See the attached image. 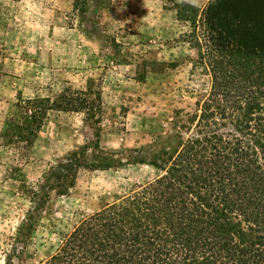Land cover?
Returning a JSON list of instances; mask_svg holds the SVG:
<instances>
[{
    "label": "rangeland",
    "instance_id": "374dc122",
    "mask_svg": "<svg viewBox=\"0 0 264 264\" xmlns=\"http://www.w3.org/2000/svg\"><path fill=\"white\" fill-rule=\"evenodd\" d=\"M208 1L0 0L2 264L12 253L41 264L81 219L153 179L175 133L193 132L177 125H189L210 75L175 7L200 13ZM66 88L100 104L50 108ZM75 163L59 194L54 176Z\"/></svg>",
    "mask_w": 264,
    "mask_h": 264
},
{
    "label": "trees",
    "instance_id": "16d2710c",
    "mask_svg": "<svg viewBox=\"0 0 264 264\" xmlns=\"http://www.w3.org/2000/svg\"><path fill=\"white\" fill-rule=\"evenodd\" d=\"M175 8L210 75L189 125H177L193 132L175 133L153 179L81 219L41 264H264V0ZM82 95L66 88L50 108L100 104ZM79 167H64L52 189L66 193Z\"/></svg>",
    "mask_w": 264,
    "mask_h": 264
},
{
    "label": "clouds",
    "instance_id": "9594fccd",
    "mask_svg": "<svg viewBox=\"0 0 264 264\" xmlns=\"http://www.w3.org/2000/svg\"><path fill=\"white\" fill-rule=\"evenodd\" d=\"M0 264H2V260H0Z\"/></svg>",
    "mask_w": 264,
    "mask_h": 264
}]
</instances>
